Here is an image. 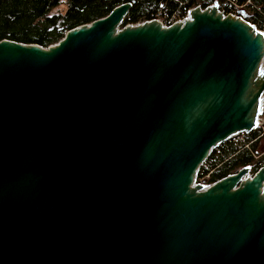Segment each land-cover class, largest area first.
Here are the masks:
<instances>
[{"label": "water", "instance_id": "water-1", "mask_svg": "<svg viewBox=\"0 0 264 264\" xmlns=\"http://www.w3.org/2000/svg\"><path fill=\"white\" fill-rule=\"evenodd\" d=\"M56 44L0 41V264H264V165L201 164L256 127L264 34L216 3Z\"/></svg>", "mask_w": 264, "mask_h": 264}, {"label": "trees", "instance_id": "trees-1", "mask_svg": "<svg viewBox=\"0 0 264 264\" xmlns=\"http://www.w3.org/2000/svg\"><path fill=\"white\" fill-rule=\"evenodd\" d=\"M123 3H130L131 8L121 27L156 17L182 19L190 9L196 6L205 9L214 3L225 15L239 16L257 29L264 27V0H0V41L47 48L61 40L67 31L101 19ZM255 136L254 132L246 135L249 149L225 142L212 150L206 159L210 162V184L242 167H251L252 173L259 169L264 157L253 159L264 151L261 149L264 140Z\"/></svg>", "mask_w": 264, "mask_h": 264}, {"label": "built area", "instance_id": "built-area-1", "mask_svg": "<svg viewBox=\"0 0 264 264\" xmlns=\"http://www.w3.org/2000/svg\"><path fill=\"white\" fill-rule=\"evenodd\" d=\"M216 6H217L218 11L223 14V10H221L219 8V5L216 4ZM223 15H225V14H223ZM226 15L236 16V15L231 14V13L226 14ZM185 19H187V15L182 19H176L175 17H172L169 20H165L163 18L156 17V18L151 19V20H157L161 23V25L163 27H168L174 23L183 22ZM257 30L261 31L264 34V27L262 29H257ZM262 63L264 65V59H263ZM259 102H260V110H259V114H258L257 119H256V127L253 129L252 132H254L256 134L255 139L264 140V90L262 91V93L260 95ZM246 135H247V133L240 132V133H237V134L230 136L229 139L225 142L232 143L233 145L240 147V148L249 149L250 143L247 142ZM225 142H223L221 144H224ZM261 156L264 157V151L259 156L255 157L254 160L258 161ZM263 165H264V161L259 164V168L262 167ZM200 169H201V171H200ZM203 172H206V174H202ZM210 173H211L210 162L205 160L201 164V166L197 172V174H199L200 178L197 179V175H196L195 184L204 185L205 187L210 186L212 184V183L210 184L208 182ZM253 174L254 173L250 172L248 176L252 177ZM263 193H264V186H263Z\"/></svg>", "mask_w": 264, "mask_h": 264}, {"label": "rangeland", "instance_id": "rangeland-1", "mask_svg": "<svg viewBox=\"0 0 264 264\" xmlns=\"http://www.w3.org/2000/svg\"><path fill=\"white\" fill-rule=\"evenodd\" d=\"M213 5V4H212ZM211 6V5H210ZM196 7H199V6H196ZM221 8V7H220ZM261 149H263L264 150V141H263V144H262V146H261ZM260 149V150H261Z\"/></svg>", "mask_w": 264, "mask_h": 264}, {"label": "bare ground", "instance_id": "bare-ground-1", "mask_svg": "<svg viewBox=\"0 0 264 264\" xmlns=\"http://www.w3.org/2000/svg\"><path fill=\"white\" fill-rule=\"evenodd\" d=\"M263 150V149H262ZM254 160V159H253ZM252 167H254V166H252ZM257 167V166H256ZM258 168V167H257ZM252 169V168H251ZM255 169V168H254ZM257 171V170H256Z\"/></svg>", "mask_w": 264, "mask_h": 264}]
</instances>
